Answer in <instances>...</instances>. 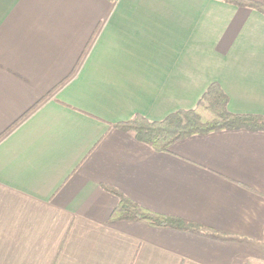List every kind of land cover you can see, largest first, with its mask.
<instances>
[{
    "label": "crops",
    "instance_id": "0c3cea01",
    "mask_svg": "<svg viewBox=\"0 0 264 264\" xmlns=\"http://www.w3.org/2000/svg\"><path fill=\"white\" fill-rule=\"evenodd\" d=\"M264 8V0H247ZM264 118V15L221 0H0V264H264V132L161 153L114 127L211 84ZM109 187L195 234L109 220Z\"/></svg>",
    "mask_w": 264,
    "mask_h": 264
},
{
    "label": "trees",
    "instance_id": "16d2710c",
    "mask_svg": "<svg viewBox=\"0 0 264 264\" xmlns=\"http://www.w3.org/2000/svg\"><path fill=\"white\" fill-rule=\"evenodd\" d=\"M239 8L253 9L264 15V8L247 0H221ZM115 128L132 132L137 142L156 152L166 153L178 141L194 135H206L227 130L264 132V118L249 115H233L227 111V98L217 84H211L196 106L188 111H177L159 122H150L140 116L114 125ZM104 190L118 200L112 211L111 222H141L155 228H169L200 234L208 229L177 217L151 212L124 197L116 190Z\"/></svg>",
    "mask_w": 264,
    "mask_h": 264
}]
</instances>
